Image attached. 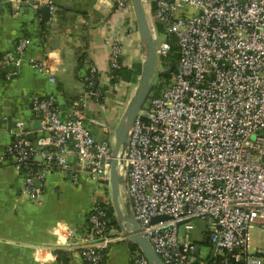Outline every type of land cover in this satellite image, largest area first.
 <instances>
[{"label": "built area", "instance_id": "2783aa9c", "mask_svg": "<svg viewBox=\"0 0 264 264\" xmlns=\"http://www.w3.org/2000/svg\"><path fill=\"white\" fill-rule=\"evenodd\" d=\"M144 4L150 14L155 8V21L166 28L157 37L160 61L171 51L169 36L177 42L179 61L170 82L140 112L119 154L133 215L165 264H264V249L250 248L251 231L264 230V0ZM41 5L32 4L36 11ZM114 12L120 23L110 43L108 74L90 69L84 98L65 120L54 97H36L40 138L34 144L26 140L24 123L18 122L16 140L6 149L26 172L24 192L34 201L41 196L36 183L48 174H68L74 183L87 174L94 184L87 244L69 232L87 264H102L112 244L127 240L125 230L112 234L103 208L112 205L115 130L95 121L107 135L98 141L86 123L89 101L104 109V95L123 83L112 85L111 72L126 67V40L139 38L131 0H114ZM26 46L22 41L0 67L20 65ZM33 64L40 73L54 74L47 58ZM71 154L81 170L69 162ZM103 182L107 193L101 203L97 192ZM133 259L149 264L140 250L133 251Z\"/></svg>", "mask_w": 264, "mask_h": 264}, {"label": "crops", "instance_id": "0c3cea01", "mask_svg": "<svg viewBox=\"0 0 264 264\" xmlns=\"http://www.w3.org/2000/svg\"><path fill=\"white\" fill-rule=\"evenodd\" d=\"M33 3L43 5L36 11ZM0 5V61L16 53L22 41L27 43L19 54L20 65L0 67V264H62L57 252L67 255L64 264H87L75 248L76 239L87 244L84 234L94 202V184L87 174L82 172L77 183L68 174H48L36 183L41 196L34 201L24 192L26 172L17 168L6 149L16 140L18 122L24 123L26 140L31 134L34 139L29 142L33 144L40 138L41 131L33 127L38 121L36 97H54L60 117L65 120L73 105L84 98L83 81L90 69H96L101 76L108 74L110 43L120 23L114 0H0ZM48 6L54 13L51 11L50 20L45 22L43 9ZM146 9L149 11L147 6ZM149 16L155 25L153 14ZM124 44L125 66H142L140 38ZM46 58L51 60L53 75L40 73L33 64ZM137 86L138 82L121 83L118 90L106 95L104 109L89 101L86 123L95 139L107 137L95 121L116 130ZM27 125L30 130H26ZM36 162L35 169H39L41 159ZM69 162L81 170L76 154L69 156ZM97 195L101 203L106 201L105 197L100 199L99 191ZM120 205L123 211L128 205L126 190L124 207L121 200ZM117 226L121 229L120 223ZM70 231L76 232L75 240L69 237ZM117 232L116 227L112 229V234ZM131 244L128 240L112 244L102 264H135Z\"/></svg>", "mask_w": 264, "mask_h": 264}, {"label": "water", "instance_id": "95a60500", "mask_svg": "<svg viewBox=\"0 0 264 264\" xmlns=\"http://www.w3.org/2000/svg\"><path fill=\"white\" fill-rule=\"evenodd\" d=\"M131 2L133 4L136 26L142 44L143 64L136 92L129 102L125 114L115 130L113 163L110 180L112 206L117 214L119 222L125 224L123 229L126 231L127 240L139 248L148 263L165 264L135 219L130 200L128 199V205L125 207V210L127 211L126 213H124L120 205L121 187L123 184H125L126 190L127 178L118 171L119 154L126 150L129 142L130 132L134 127L140 112L143 111L151 96L153 90L152 81L156 75L158 62L160 61L159 41L156 37L155 25L147 12L144 0H131ZM43 13L44 21H49L51 8L49 6L45 7L43 9ZM33 127L34 130H40L41 122H35ZM29 128L30 126L27 125L26 130H30ZM27 139L32 141L34 139V135H29ZM159 220L160 219H156L154 221L156 222Z\"/></svg>", "mask_w": 264, "mask_h": 264}, {"label": "trees", "instance_id": "16d2710c", "mask_svg": "<svg viewBox=\"0 0 264 264\" xmlns=\"http://www.w3.org/2000/svg\"><path fill=\"white\" fill-rule=\"evenodd\" d=\"M152 11H153L152 13L154 16L155 8L152 9ZM155 29H156L158 35L161 36V35L165 34V29H166L165 26L158 21H155ZM167 39L171 44V51L167 56H164L161 58V65L169 73L168 74H162L161 76L165 77L168 81L163 85L162 88L157 89V92H159V93H157L156 96L159 95L161 93L162 89L168 84V82L170 80V74L172 75L176 71L177 64L179 61L178 46H177L176 40L171 36L167 37ZM120 62L123 63V60H120ZM141 70H142V66L140 64H135L131 68L122 67L119 70H113L111 72L112 77H113L111 83H112V85H117L121 82L137 83L138 79L141 75ZM104 101H105V95H104V98L101 100V103H104ZM34 163H35V159H34ZM104 185H105V183L103 182L100 186V189H99V196H100V199L102 201L104 200L105 194L107 193V190L105 189ZM103 208H105L108 211V217L111 220L110 227L117 226L118 222H117V219L114 218L115 210H114L113 206L112 205H104ZM199 243L205 244L203 242H199ZM131 246H132L133 251L139 250V248L136 245L131 244ZM57 256H58V260L60 261V263L64 264L66 262L67 255L65 253L57 252Z\"/></svg>", "mask_w": 264, "mask_h": 264}, {"label": "rangeland", "instance_id": "374dc122", "mask_svg": "<svg viewBox=\"0 0 264 264\" xmlns=\"http://www.w3.org/2000/svg\"><path fill=\"white\" fill-rule=\"evenodd\" d=\"M148 14L150 15L149 11H148ZM152 22H153V20H152ZM156 37H159V35L156 34ZM168 73L169 72L166 71V69H164L162 67L161 61H159L158 62V66H157V70H156V75L154 76V79L152 81L153 90H152L150 98L155 96L157 93H159V92H157V89L158 88H162L163 85L168 81L165 77L161 76L162 74H168ZM171 77H172V75L170 74V80H171ZM139 79H140V77H139ZM170 80H169V82H170ZM138 82H139V80H138ZM150 98H149V100H150ZM148 103H149V101L147 102L146 105H148ZM118 169H121V166H118ZM125 175H126V172H125ZM124 193H125V184H123L122 187H121V198H120L123 207H124V205H123ZM124 213H126L125 207H124ZM114 218L117 219V222L119 224L120 222H119V219L117 218L116 212L114 213ZM120 224H121V229L118 226H115L117 228V231H119V233L120 232H124V229H123L124 227L122 225L124 223H120ZM115 227L113 226L112 229L115 228ZM250 248H251L252 251H255L257 249H264V230L256 227L255 229H253L251 231ZM208 251H209V247L205 248L203 252H204V254H207Z\"/></svg>", "mask_w": 264, "mask_h": 264}]
</instances>
